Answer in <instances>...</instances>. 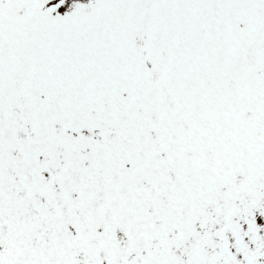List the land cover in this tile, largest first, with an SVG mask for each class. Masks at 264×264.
<instances>
[{
    "label": "snow or ice",
    "instance_id": "6c2138e0",
    "mask_svg": "<svg viewBox=\"0 0 264 264\" xmlns=\"http://www.w3.org/2000/svg\"><path fill=\"white\" fill-rule=\"evenodd\" d=\"M0 264H264V0H0Z\"/></svg>",
    "mask_w": 264,
    "mask_h": 264
}]
</instances>
